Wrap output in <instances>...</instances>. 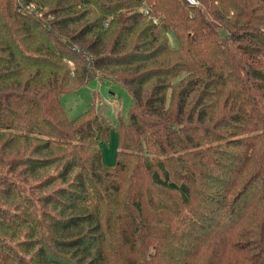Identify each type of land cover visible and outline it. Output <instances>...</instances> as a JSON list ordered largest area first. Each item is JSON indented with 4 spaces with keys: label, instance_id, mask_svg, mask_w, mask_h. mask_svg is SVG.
<instances>
[{
    "label": "trees",
    "instance_id": "trees-1",
    "mask_svg": "<svg viewBox=\"0 0 264 264\" xmlns=\"http://www.w3.org/2000/svg\"><path fill=\"white\" fill-rule=\"evenodd\" d=\"M197 2L0 0V264H264V0Z\"/></svg>",
    "mask_w": 264,
    "mask_h": 264
},
{
    "label": "rangeland",
    "instance_id": "rangeland-1",
    "mask_svg": "<svg viewBox=\"0 0 264 264\" xmlns=\"http://www.w3.org/2000/svg\"><path fill=\"white\" fill-rule=\"evenodd\" d=\"M42 11V9H41ZM41 13V12H40ZM167 44L176 47V41L170 31L165 32ZM59 103L67 119L80 116L86 110L105 117L109 125L107 141L100 145L101 162L112 165L116 151V129L120 122L127 119L131 103L129 93L115 81L110 79H90L86 83L71 88L59 96Z\"/></svg>",
    "mask_w": 264,
    "mask_h": 264
},
{
    "label": "built area",
    "instance_id": "built-area-1",
    "mask_svg": "<svg viewBox=\"0 0 264 264\" xmlns=\"http://www.w3.org/2000/svg\"><path fill=\"white\" fill-rule=\"evenodd\" d=\"M183 1H185L188 5H197L198 4L197 0H183ZM30 6L32 7V5H30ZM139 11H141L143 14L147 13V10L145 7H140ZM152 20L155 21L154 18H152Z\"/></svg>",
    "mask_w": 264,
    "mask_h": 264
}]
</instances>
